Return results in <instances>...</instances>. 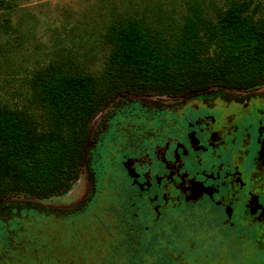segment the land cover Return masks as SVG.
Instances as JSON below:
<instances>
[{
	"label": "trees",
	"instance_id": "1",
	"mask_svg": "<svg viewBox=\"0 0 264 264\" xmlns=\"http://www.w3.org/2000/svg\"><path fill=\"white\" fill-rule=\"evenodd\" d=\"M5 4L0 0V8ZM149 22L138 7L114 16L97 72L65 59L38 69L32 82L36 102L44 110L39 117L0 102V199L67 192L79 179L93 119L118 95L177 97L212 86L247 90L264 84V1L230 0L218 13L214 47L198 38H162ZM173 114L171 109L140 107L122 113L126 121L121 127L119 123L99 127L89 153L94 197L80 211L63 214H96L109 209L111 200L148 204L141 190L143 180L129 174L123 153L142 152L145 138L132 134L143 131L144 125L148 130L151 121L152 133H159L163 125H171ZM123 135L125 142L120 140ZM5 221L0 222V241L7 248L22 229L17 215ZM112 261L125 264L115 256ZM148 262L139 259L136 264Z\"/></svg>",
	"mask_w": 264,
	"mask_h": 264
},
{
	"label": "rangeland",
	"instance_id": "2",
	"mask_svg": "<svg viewBox=\"0 0 264 264\" xmlns=\"http://www.w3.org/2000/svg\"><path fill=\"white\" fill-rule=\"evenodd\" d=\"M229 1L6 0L0 8V102L28 109L39 117L44 110L34 96L32 78L36 71L59 59L99 71L108 49V23L128 9L143 8L152 31L162 38H198L214 47L217 16ZM260 92H264V84L248 90L212 86L177 97L116 96L93 119L79 179L67 192L43 198L20 193L0 199V222L17 215L22 229L9 247L0 241V264H112L110 254L118 237L113 214L104 210L96 211L97 217L95 213L78 217L63 214L80 211L94 197L90 142L108 115L131 113L143 104L171 108L203 101L212 106L216 100H245ZM110 204L117 208V201ZM217 258L210 259V264H235L230 256L220 253ZM237 264L242 263L237 260ZM252 264H264V259L255 257Z\"/></svg>",
	"mask_w": 264,
	"mask_h": 264
},
{
	"label": "flooded vegetation",
	"instance_id": "3",
	"mask_svg": "<svg viewBox=\"0 0 264 264\" xmlns=\"http://www.w3.org/2000/svg\"><path fill=\"white\" fill-rule=\"evenodd\" d=\"M244 99L225 98L212 106L196 101L137 107L171 109L174 118L159 133H152V121L148 130L144 125L132 134L145 138L144 150L123 153L129 174L143 180L149 202L109 204L104 210L113 214L118 233L111 260L210 264L220 253L235 264L264 259V92ZM124 121L121 113L108 115L90 147L99 127H121Z\"/></svg>",
	"mask_w": 264,
	"mask_h": 264
}]
</instances>
